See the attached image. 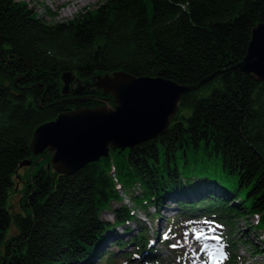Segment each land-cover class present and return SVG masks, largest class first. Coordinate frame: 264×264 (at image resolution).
<instances>
[{"label": "trees", "instance_id": "trees-1", "mask_svg": "<svg viewBox=\"0 0 264 264\" xmlns=\"http://www.w3.org/2000/svg\"><path fill=\"white\" fill-rule=\"evenodd\" d=\"M47 15L51 21L26 1L0 0V264H164L138 212L156 222L170 202L176 213L168 233L180 223L218 224L227 264H236L240 243L264 253V82L238 66L254 27L264 23V0H106L71 19ZM65 73L75 75L69 94ZM114 73L179 84L214 77L182 96L156 138L112 148L72 174L48 167L47 156L28 180L24 213H11L7 199L20 164L47 154H33L37 127L102 105L92 97L115 105L92 79ZM190 148L220 156L224 172L180 166L179 151ZM241 219L262 245L235 237ZM110 239L116 250L105 246Z\"/></svg>", "mask_w": 264, "mask_h": 264}, {"label": "water", "instance_id": "water-1", "mask_svg": "<svg viewBox=\"0 0 264 264\" xmlns=\"http://www.w3.org/2000/svg\"><path fill=\"white\" fill-rule=\"evenodd\" d=\"M238 66L264 82V23L254 27L247 54ZM213 77L196 84H179L164 77L107 75L96 84L112 94L116 104L111 105L107 98L92 97L102 105L64 112L41 124L31 141L33 154L38 156L49 150L46 156L51 157L53 168L72 174L108 157L112 148L125 150L164 133L178 111L182 96ZM74 79L71 73L63 75L64 94H69ZM45 157L22 162L20 167L30 166L32 174Z\"/></svg>", "mask_w": 264, "mask_h": 264}, {"label": "rangeland", "instance_id": "rangeland-1", "mask_svg": "<svg viewBox=\"0 0 264 264\" xmlns=\"http://www.w3.org/2000/svg\"><path fill=\"white\" fill-rule=\"evenodd\" d=\"M28 2L29 6L33 8L37 13L45 14L48 21L51 18L47 15L48 11L56 14V20L62 21L66 19H71L79 11L85 12L96 8L100 3L106 0H83L78 2L76 0H21ZM149 10L152 14L153 7L152 3L149 1ZM53 21V20H52ZM105 75H95L93 79L94 84L100 79L104 78ZM76 84H72L75 86ZM111 104V103H110ZM112 105V104H111ZM49 150L45 151L48 153ZM47 155V154H46ZM43 158V157H40ZM47 156L44 158L46 159ZM116 157H112L114 160ZM43 159V160H44ZM42 160V161H43ZM41 161V162H42ZM178 163L180 166L187 165L189 168H197L200 170H207L213 172H224L222 166V160L220 156L216 154H210L209 151L203 148L195 150L190 148L187 153L184 151H179L178 153ZM51 164V160H50ZM52 166V164H51ZM199 172V171H198ZM31 177V167H21L17 173L14 174L13 180L15 185L9 190V195L7 199V207L9 211L17 212L20 211L24 213L22 207V200L26 194V186L29 178ZM237 176L230 175V182H236ZM130 183V182H128ZM124 202H129L124 200ZM114 205H117L114 203ZM167 208L162 211L163 216L159 221H150L145 214L141 211L138 212L139 217L146 222V225L150 228V242L155 248L157 255L164 261V264H227L229 260V250L225 247V242L218 236L219 230L223 229V226L215 224L211 225L207 222H190L185 224H178V226L173 230L172 233H168L167 221L176 213V206L170 202ZM152 212L155 208H151ZM112 213L110 211L104 212L102 215L105 218L111 217ZM253 223L256 222L257 218L252 217L250 219ZM245 220L238 221V229L235 230L236 238L248 235L252 237L255 242L262 245L261 235L259 240L255 239L254 233H249L247 231ZM16 225L13 223L7 231L6 235L9 237L16 230ZM134 232L137 233V227L133 226ZM154 230V233H153ZM126 240L128 235L125 236ZM165 237L169 242L164 243ZM111 239L105 245L108 249L116 250V244L111 243ZM175 245V247H174ZM171 246V247H170ZM176 251H180L183 255V261L175 259L172 248ZM116 248V249H115ZM133 249V246H129L128 250ZM3 252V248H0V255ZM237 260L236 264H264V253H252L244 247L242 243L239 244V249L234 253ZM123 263L125 261L123 260ZM142 264H154L146 263V261L141 262ZM122 264V262H121Z\"/></svg>", "mask_w": 264, "mask_h": 264}, {"label": "bare ground", "instance_id": "bare-ground-1", "mask_svg": "<svg viewBox=\"0 0 264 264\" xmlns=\"http://www.w3.org/2000/svg\"><path fill=\"white\" fill-rule=\"evenodd\" d=\"M64 1H66V0H64ZM76 1L81 2V1H83V0H76Z\"/></svg>", "mask_w": 264, "mask_h": 264}, {"label": "flooded vegetation", "instance_id": "flooded-vegetation-1", "mask_svg": "<svg viewBox=\"0 0 264 264\" xmlns=\"http://www.w3.org/2000/svg\"><path fill=\"white\" fill-rule=\"evenodd\" d=\"M27 167H29V166H27Z\"/></svg>", "mask_w": 264, "mask_h": 264}, {"label": "snow or ice", "instance_id": "snow-or-ice-1", "mask_svg": "<svg viewBox=\"0 0 264 264\" xmlns=\"http://www.w3.org/2000/svg\"><path fill=\"white\" fill-rule=\"evenodd\" d=\"M174 247H175V245H174Z\"/></svg>", "mask_w": 264, "mask_h": 264}]
</instances>
